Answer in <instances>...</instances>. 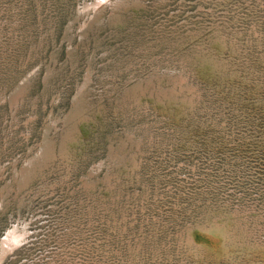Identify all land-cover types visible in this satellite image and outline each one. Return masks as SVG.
<instances>
[{
  "label": "rangeland",
  "instance_id": "1",
  "mask_svg": "<svg viewBox=\"0 0 264 264\" xmlns=\"http://www.w3.org/2000/svg\"><path fill=\"white\" fill-rule=\"evenodd\" d=\"M0 264H264V0H0Z\"/></svg>",
  "mask_w": 264,
  "mask_h": 264
}]
</instances>
